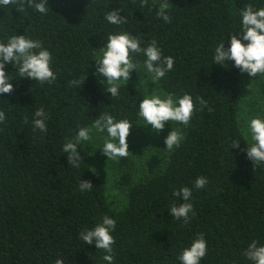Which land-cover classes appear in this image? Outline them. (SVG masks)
<instances>
[{
  "label": "trees",
  "instance_id": "1",
  "mask_svg": "<svg viewBox=\"0 0 264 264\" xmlns=\"http://www.w3.org/2000/svg\"><path fill=\"white\" fill-rule=\"evenodd\" d=\"M52 1L44 14L21 0L0 6V41L15 34L40 41L52 54L56 74L55 81L40 83L6 68L14 91L0 97L6 115L0 122V264H55L58 258L65 264H106L103 249L79 239L104 215L117 225L114 264H180L181 250L201 233L207 254L200 264H252L243 253L253 240L264 245V163H253L245 153L238 120L242 73L231 61L212 64V56L228 32L239 30V9L264 7V0H167L170 22L158 16L165 0ZM115 9L126 23L105 19ZM120 32L138 36L142 47L154 40L163 56L174 57L173 70L157 84L165 94H190L194 109L183 142L151 175L134 180L129 159L121 158L117 184L125 204L114 208L84 144L78 167L68 164L62 148L104 113L130 120L131 129L139 124L143 96L131 82L135 74L110 98L94 75L99 48L108 34ZM130 55L141 66L146 59ZM40 108L48 117L46 132L33 128ZM198 176L208 178L203 189L194 188ZM80 180L90 181L91 191L81 192ZM184 186L193 189L195 215L190 213L188 223L168 213L183 203L173 192Z\"/></svg>",
  "mask_w": 264,
  "mask_h": 264
},
{
  "label": "clouds",
  "instance_id": "2",
  "mask_svg": "<svg viewBox=\"0 0 264 264\" xmlns=\"http://www.w3.org/2000/svg\"><path fill=\"white\" fill-rule=\"evenodd\" d=\"M14 0H0V6L8 5ZM48 0H21V5L34 9L36 12L44 14L49 10ZM168 2L165 0L160 5L158 16L165 22H170L167 9ZM239 30L228 32L229 38L223 39L215 46L212 56V64L219 66L228 65L226 62H233V66L240 73L249 77L264 75V7H255L247 4L239 9ZM105 19L113 25L126 23V18L119 9L109 11ZM141 39L128 32L108 34L106 42L99 48V54L95 61V73L98 83L104 86V91L110 97H118L121 84L127 82L133 72L138 69L146 70L153 84L160 81L168 72L174 68V57L163 56L156 41H152L147 47L141 46ZM227 45V46H226ZM130 53H142L146 59L141 66L139 62H134ZM52 54L43 47L38 40H33L24 35H12L6 42L0 41V97L5 94L11 95L14 91L13 80L6 72V68L11 65L16 68L20 78H29L40 83L52 82L56 79V74L52 69ZM89 75V74H88ZM85 83V82H84ZM71 84L79 86L80 81L73 80ZM201 107L207 104L202 99L197 98ZM194 109L193 97L185 93L180 97L172 94H156L153 90L151 94H145L139 101L138 115L147 126L155 133H160L166 122L174 121L187 126L190 122ZM32 121L33 128L41 132L47 131V115L43 108L36 110ZM6 119L3 109H0V122ZM133 123L124 118L116 120L111 114L104 113L93 121L92 127H81L74 139H69L63 144L62 151L67 154V161L72 167H78L82 160L79 145L83 142H90L93 129L96 133L106 134L102 147L99 149L108 159H117L129 155L127 138ZM247 143L245 153L253 163H264V114L252 116L246 122L244 130ZM184 140L181 129H173L164 138L165 150L173 151L179 147ZM240 141L231 145L238 147ZM208 183V178L198 176L194 182L195 189H203ZM79 189L81 192L91 191L93 184L90 181L80 180ZM193 189L181 187L173 192V196L179 197L183 203L173 204L168 211L172 218L183 219L188 223L191 216L195 215L193 204L190 202ZM191 213V216H190ZM116 221L108 215L91 228H85L79 233L81 239L87 245H94L96 249H103L105 255L102 259L106 264H114L113 247L115 243L112 233L116 229ZM207 254V241L204 234H198L190 246L181 250L178 260L180 264H200V261ZM244 257L252 264H264V245L253 240L243 253ZM55 264H65L63 259H56Z\"/></svg>",
  "mask_w": 264,
  "mask_h": 264
},
{
  "label": "rangeland",
  "instance_id": "3",
  "mask_svg": "<svg viewBox=\"0 0 264 264\" xmlns=\"http://www.w3.org/2000/svg\"><path fill=\"white\" fill-rule=\"evenodd\" d=\"M95 67L94 64V71ZM133 73L135 77L131 82L139 88L143 97L147 93L151 94L153 90L156 94L162 96L165 94L157 83H152L146 70L138 69L136 73ZM129 81L130 79L127 82ZM241 92L242 101L238 120L244 132L248 119L257 114H264V75L258 74L256 77H249L247 74H242ZM171 127L181 129L182 133L185 129V126L179 122L170 121L166 122L165 128L157 134L151 129V126L145 124L142 118L135 128L130 129V135L127 138L130 153L126 157L129 159L128 171L131 172L134 180L144 179L164 165L169 153L165 150L164 138L171 131ZM105 135L93 130L91 141L83 142V144L89 153L92 170L106 186L107 201L114 208H121L125 204V191L117 184V179L122 170L120 163L122 157L107 160V157L99 150L103 145ZM95 139L101 143L93 142Z\"/></svg>",
  "mask_w": 264,
  "mask_h": 264
}]
</instances>
